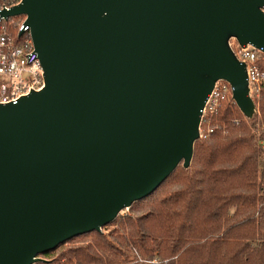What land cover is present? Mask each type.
<instances>
[{
	"label": "water",
	"instance_id": "95a60500",
	"mask_svg": "<svg viewBox=\"0 0 264 264\" xmlns=\"http://www.w3.org/2000/svg\"><path fill=\"white\" fill-rule=\"evenodd\" d=\"M46 86L0 103V264L102 228L189 168L219 80L253 119L264 0H22Z\"/></svg>",
	"mask_w": 264,
	"mask_h": 264
},
{
	"label": "trees",
	"instance_id": "16d2710c",
	"mask_svg": "<svg viewBox=\"0 0 264 264\" xmlns=\"http://www.w3.org/2000/svg\"><path fill=\"white\" fill-rule=\"evenodd\" d=\"M262 126L264 89L253 119L224 100L204 117L189 168L179 165L126 214L38 264H264Z\"/></svg>",
	"mask_w": 264,
	"mask_h": 264
},
{
	"label": "built area",
	"instance_id": "2783aa9c",
	"mask_svg": "<svg viewBox=\"0 0 264 264\" xmlns=\"http://www.w3.org/2000/svg\"><path fill=\"white\" fill-rule=\"evenodd\" d=\"M21 2L0 0V103L3 104L17 103L22 97L41 91L46 86L45 70L31 28L26 24L28 16L5 15ZM231 45L239 60L247 64L250 96L259 111L264 89V52L252 45L243 46L236 39L231 40ZM230 97L233 98L231 84L219 80L208 96L203 119L218 113L223 101ZM200 130L202 137V124Z\"/></svg>",
	"mask_w": 264,
	"mask_h": 264
},
{
	"label": "rangeland",
	"instance_id": "374dc122",
	"mask_svg": "<svg viewBox=\"0 0 264 264\" xmlns=\"http://www.w3.org/2000/svg\"><path fill=\"white\" fill-rule=\"evenodd\" d=\"M256 116H260V105H259V111H258V113H257ZM257 132H259V134H260V132H263L264 133V126L260 127V129ZM262 145H263V143H262ZM127 210H129V209H125L121 214H126L127 213ZM155 261H157V260H155ZM64 262H63V264H67V261L65 263Z\"/></svg>",
	"mask_w": 264,
	"mask_h": 264
},
{
	"label": "flooded vegetation",
	"instance_id": "af4514ba",
	"mask_svg": "<svg viewBox=\"0 0 264 264\" xmlns=\"http://www.w3.org/2000/svg\"><path fill=\"white\" fill-rule=\"evenodd\" d=\"M43 257V256H42Z\"/></svg>",
	"mask_w": 264,
	"mask_h": 264
}]
</instances>
